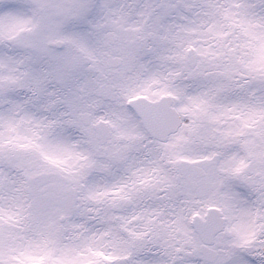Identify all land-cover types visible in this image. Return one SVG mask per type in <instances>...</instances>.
<instances>
[{
    "label": "snow or ice",
    "instance_id": "6c2138e0",
    "mask_svg": "<svg viewBox=\"0 0 264 264\" xmlns=\"http://www.w3.org/2000/svg\"><path fill=\"white\" fill-rule=\"evenodd\" d=\"M0 264H264V0H0Z\"/></svg>",
    "mask_w": 264,
    "mask_h": 264
}]
</instances>
